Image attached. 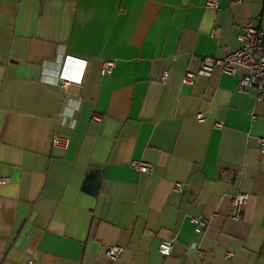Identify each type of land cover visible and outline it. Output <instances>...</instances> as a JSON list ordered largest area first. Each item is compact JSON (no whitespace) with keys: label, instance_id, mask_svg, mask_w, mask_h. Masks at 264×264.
<instances>
[{"label":"crops","instance_id":"crops-1","mask_svg":"<svg viewBox=\"0 0 264 264\" xmlns=\"http://www.w3.org/2000/svg\"><path fill=\"white\" fill-rule=\"evenodd\" d=\"M206 2L0 0V264H108L107 245L116 264H264V103L241 72L182 83L239 49L238 26L264 29V0ZM65 56L88 64L63 91Z\"/></svg>","mask_w":264,"mask_h":264},{"label":"built area","instance_id":"built-area-1","mask_svg":"<svg viewBox=\"0 0 264 264\" xmlns=\"http://www.w3.org/2000/svg\"><path fill=\"white\" fill-rule=\"evenodd\" d=\"M243 0H233L234 3H241ZM205 6L207 8L217 9L219 0H207ZM240 32L237 40L240 47L235 52L229 53L223 58L204 57L201 59V66L197 73L186 72L182 78L183 84L191 85L194 83L196 76L208 78L215 68L222 73L228 75H236L240 73L237 89L241 93L255 92V100L264 103V29L256 28L251 23L244 26H238ZM88 61L84 59L65 56L60 60V66L57 71L54 85L61 90H67L70 86H81L86 72ZM114 61H105L102 65L101 75L108 76L114 68ZM168 79V72H165L160 82L165 84ZM199 122L203 121L201 114L196 116ZM94 121L100 122L99 117H94ZM215 127L220 129L223 124L216 123ZM70 136L63 134L59 130L52 137L53 147H67ZM259 151L264 155V138L259 139ZM133 168L142 173H148L152 170V166L143 161H135L132 163ZM7 183V179L0 177V186ZM175 192H181L182 186L175 184L173 187ZM249 199V194L238 193L233 197V213L231 218L237 220L241 216V212ZM191 223L197 228L207 226V220L193 218ZM173 241H162L158 245V252L163 257H169L172 252ZM124 252V248L117 245H107L103 248V254L108 264H116ZM230 256V254H227ZM26 264H37L33 259L27 261Z\"/></svg>","mask_w":264,"mask_h":264}]
</instances>
